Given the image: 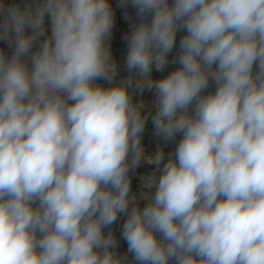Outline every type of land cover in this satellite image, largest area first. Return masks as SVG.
Returning <instances> with one entry per match:
<instances>
[{"label":"clouds","instance_id":"1","mask_svg":"<svg viewBox=\"0 0 264 264\" xmlns=\"http://www.w3.org/2000/svg\"><path fill=\"white\" fill-rule=\"evenodd\" d=\"M118 7L125 77L110 0H0V264H264V0Z\"/></svg>","mask_w":264,"mask_h":264},{"label":"crops","instance_id":"2","mask_svg":"<svg viewBox=\"0 0 264 264\" xmlns=\"http://www.w3.org/2000/svg\"><path fill=\"white\" fill-rule=\"evenodd\" d=\"M113 5H114V9L115 12H119L120 10H122L121 8L118 7V0H110ZM129 13L131 14V16L134 17V10L129 8L128 9ZM128 32V30L124 27V25L122 23H119V33L122 35L126 34ZM181 34H178V40H179V36ZM126 52V43L121 40L119 43H117L114 48H113V55L118 63V65L121 66V71H120V77H125L128 75V73L126 71L123 70L122 65H123V57L125 55ZM173 54H170L169 59L171 60ZM176 67V65L174 64H170L163 73H158L153 71V78H161L162 76L166 75L168 72H170L171 70H173ZM119 79V77H118ZM103 83V82H101ZM210 91L212 89H209ZM152 92H149L148 90H145V92L143 93V95L141 96L139 93H137L136 99L138 101L142 100L144 103L149 99V97L152 95ZM179 139V137H177V140ZM142 143H144L145 145L148 146V148L154 152L156 147L158 145L163 147V150L165 152V154L167 155L169 152L174 151L175 149V142H168L167 144H165L163 141H161L159 138L154 137L153 135V130H152V124H151V120L148 121L147 125H146V129L144 132V135L142 137ZM133 191H139L138 186H133ZM115 231H116V235L119 238L120 234H121V228H122V221H118L116 225L113 226ZM127 251V243L124 240H120L119 243V248H118V252L123 254Z\"/></svg>","mask_w":264,"mask_h":264},{"label":"built area","instance_id":"3","mask_svg":"<svg viewBox=\"0 0 264 264\" xmlns=\"http://www.w3.org/2000/svg\"><path fill=\"white\" fill-rule=\"evenodd\" d=\"M112 7L114 8L113 3L110 1ZM123 11L124 10H120L119 12H115V18H116V22L113 28V35H112V50L114 48V46L119 43L122 39H121V34L119 33V23H122L124 25V27L129 31L128 28V21L124 19L123 16ZM129 12V11H128ZM129 15L131 16V14L129 13ZM154 99V95L152 94L149 99L145 102V105H150L152 100ZM145 149V153L146 154H151L153 153L147 145H145L144 143H142ZM151 171V166L147 165L146 163H141L140 167L137 168L135 170V173L132 177V185L133 186H138V188L140 189V177L149 174ZM143 202H141V206H142Z\"/></svg>","mask_w":264,"mask_h":264}]
</instances>
